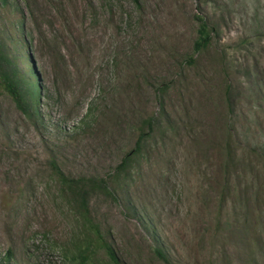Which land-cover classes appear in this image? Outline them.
Segmentation results:
<instances>
[{
  "label": "rangeland",
  "instance_id": "obj_1",
  "mask_svg": "<svg viewBox=\"0 0 264 264\" xmlns=\"http://www.w3.org/2000/svg\"><path fill=\"white\" fill-rule=\"evenodd\" d=\"M5 1L39 96L0 90V264H264V0ZM55 168L107 182L94 230Z\"/></svg>",
  "mask_w": 264,
  "mask_h": 264
},
{
  "label": "trees",
  "instance_id": "obj_2",
  "mask_svg": "<svg viewBox=\"0 0 264 264\" xmlns=\"http://www.w3.org/2000/svg\"><path fill=\"white\" fill-rule=\"evenodd\" d=\"M0 3L5 4L6 1L0 0ZM196 20L198 22V38L194 44V48L196 51H199L210 44L213 29L209 28L207 22L202 17L196 16ZM15 43L11 33L1 25L0 18V90L13 101L21 113L29 115L31 110L30 102L39 96V91H37L35 84L26 78V73L22 70L19 49L15 46ZM132 156L133 154L131 153L127 154L116 167L115 171L117 173H125L127 170H130ZM55 172L58 175L61 187L76 204L79 214L83 216L84 223L89 224V228L94 230V226L88 220L87 207L93 196H111L107 182L103 179L94 178L71 179L61 174L57 168H55ZM97 241H100L99 247L104 251L110 263L118 264L114 250L100 236H96L94 242ZM88 252L92 253L89 244L84 251H78L79 264H85L89 259ZM155 253L160 259L166 261L164 253L160 249L155 250ZM10 257L11 253L7 252L6 260L8 261Z\"/></svg>",
  "mask_w": 264,
  "mask_h": 264
}]
</instances>
